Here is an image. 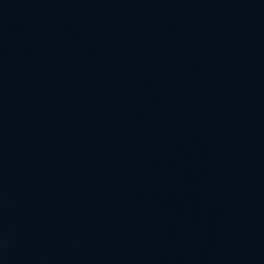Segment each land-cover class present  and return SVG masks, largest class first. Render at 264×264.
Segmentation results:
<instances>
[{
  "label": "water",
  "instance_id": "1",
  "mask_svg": "<svg viewBox=\"0 0 264 264\" xmlns=\"http://www.w3.org/2000/svg\"><path fill=\"white\" fill-rule=\"evenodd\" d=\"M0 264H264V0H0Z\"/></svg>",
  "mask_w": 264,
  "mask_h": 264
}]
</instances>
